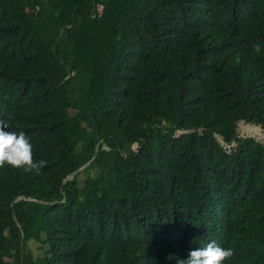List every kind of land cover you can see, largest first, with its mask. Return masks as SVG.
I'll return each mask as SVG.
<instances>
[{"label":"trees","instance_id":"16d2710c","mask_svg":"<svg viewBox=\"0 0 264 264\" xmlns=\"http://www.w3.org/2000/svg\"><path fill=\"white\" fill-rule=\"evenodd\" d=\"M0 120V264H264V0H0Z\"/></svg>","mask_w":264,"mask_h":264},{"label":"clouds","instance_id":"9594fccd","mask_svg":"<svg viewBox=\"0 0 264 264\" xmlns=\"http://www.w3.org/2000/svg\"><path fill=\"white\" fill-rule=\"evenodd\" d=\"M261 46L253 45V51L259 53ZM8 125L0 120V167L6 163L15 168H22L26 172L35 171L37 174L47 165V161L33 158V146L30 137L24 131H8ZM234 249L224 248L215 241L205 247L191 249L186 259H177L176 264H222L231 259Z\"/></svg>","mask_w":264,"mask_h":264},{"label":"water","instance_id":"95a60500","mask_svg":"<svg viewBox=\"0 0 264 264\" xmlns=\"http://www.w3.org/2000/svg\"><path fill=\"white\" fill-rule=\"evenodd\" d=\"M243 125H249V126H252L254 127V131L251 132V133H247L246 131H244L241 127ZM196 128H193L192 130H186V131H182V130H178L176 132V135L179 136L181 135L182 133L184 132H189V131H195ZM201 132L202 133H209L208 130L206 129H201ZM237 133H238V136H242V137H248V136H254L255 138H257L258 140H261V141H264V128L261 124H257L255 122H247L245 120H241L239 123H238V127H237ZM213 136L218 140V142H220L223 146H225V148L228 150V151H231V148L232 146H235L236 145V140H233L231 142V144H229V142L222 136L216 134V133H213ZM99 150H100V141H97L96 143V148H95V153L93 155V157L87 162L85 163L84 165H82L81 167H79L78 169L74 170L73 172H71L70 174H68L64 180H67V179H71L73 178L75 175H77L78 173L84 171L86 168H88L92 162L96 159V157L98 156V153H99ZM22 197L21 196H18L14 202L20 200ZM65 200V199H64ZM63 200V201H64ZM42 203H48V202H45V201H40ZM14 203H12L13 205ZM14 218L16 220V222L18 223L17 221V218L16 216L14 215ZM18 225H20L18 223ZM24 240H25V235L24 233L22 234V253H24ZM23 257V256H22Z\"/></svg>","mask_w":264,"mask_h":264},{"label":"rangeland","instance_id":"374dc122","mask_svg":"<svg viewBox=\"0 0 264 264\" xmlns=\"http://www.w3.org/2000/svg\"><path fill=\"white\" fill-rule=\"evenodd\" d=\"M162 118H163L162 125H168L169 124V121L172 118V114L165 115ZM28 247H29V249L31 251H33V253H34L35 256H41V255H43V250L40 247V242H38V241H31L29 243Z\"/></svg>","mask_w":264,"mask_h":264}]
</instances>
